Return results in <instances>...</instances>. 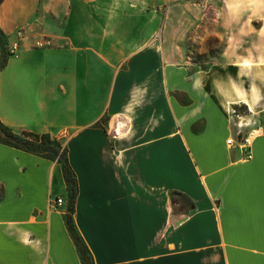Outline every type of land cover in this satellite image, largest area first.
I'll return each instance as SVG.
<instances>
[{"label":"crops","instance_id":"crops-1","mask_svg":"<svg viewBox=\"0 0 264 264\" xmlns=\"http://www.w3.org/2000/svg\"><path fill=\"white\" fill-rule=\"evenodd\" d=\"M127 2L5 0L9 47L24 38L0 72V120L68 149L95 264H264V129L238 146L227 113L239 86L175 81L187 69L172 65L157 19L113 32ZM130 36L118 69L113 41ZM67 208L61 165L1 140L0 264H83Z\"/></svg>","mask_w":264,"mask_h":264},{"label":"rangeland","instance_id":"rangeland-1","mask_svg":"<svg viewBox=\"0 0 264 264\" xmlns=\"http://www.w3.org/2000/svg\"><path fill=\"white\" fill-rule=\"evenodd\" d=\"M120 16L124 22L113 32L123 35L141 32L144 26L150 28L151 19L158 20L161 45L163 37L172 65L187 69L176 74L175 81L198 74L205 83L216 82L223 95L229 92L228 83L242 89L235 88L239 103L227 113L235 138L243 139L254 128L264 129V0H128ZM132 47L137 41L131 36L113 41L118 69L125 66V52ZM249 94H256L258 105ZM243 95L253 102L254 111L241 101ZM211 99L216 101L215 96Z\"/></svg>","mask_w":264,"mask_h":264},{"label":"trees","instance_id":"trees-1","mask_svg":"<svg viewBox=\"0 0 264 264\" xmlns=\"http://www.w3.org/2000/svg\"><path fill=\"white\" fill-rule=\"evenodd\" d=\"M4 1L5 0H0V6ZM0 47V72H2L7 66L11 53L7 36L1 27ZM235 110L242 112L237 107H235ZM102 123H104V120ZM0 134L5 144L34 155H39L61 165L68 191V208L66 214L67 228L75 242L82 263L95 264L93 256L75 224L74 215L79 195V184L77 176L70 164L68 149L64 147L59 140L48 134H36L28 131H24L20 135L16 134L4 125L1 120ZM175 194L183 197L181 193L176 192Z\"/></svg>","mask_w":264,"mask_h":264},{"label":"built area","instance_id":"built-area-1","mask_svg":"<svg viewBox=\"0 0 264 264\" xmlns=\"http://www.w3.org/2000/svg\"><path fill=\"white\" fill-rule=\"evenodd\" d=\"M17 36H18V41L15 42L13 44V46L10 48V53L11 55H15L20 47V40L24 38V32L23 31H18L17 32ZM40 46H42L41 43H39ZM235 114V111H233ZM238 118H240L239 115H236ZM241 125V122L239 123ZM257 135V131L253 130L251 131L246 137H244L243 139H241L239 137L238 140V146L241 147L242 149H250L253 143V138ZM236 142L233 139H230L228 141L229 145H234ZM63 200L62 199H58L55 202V206L56 207H61L63 205Z\"/></svg>","mask_w":264,"mask_h":264},{"label":"bare ground","instance_id":"bare-ground-1","mask_svg":"<svg viewBox=\"0 0 264 264\" xmlns=\"http://www.w3.org/2000/svg\"><path fill=\"white\" fill-rule=\"evenodd\" d=\"M241 100L244 101V102H246V103H250V101L248 99H245L244 97H241Z\"/></svg>","mask_w":264,"mask_h":264}]
</instances>
